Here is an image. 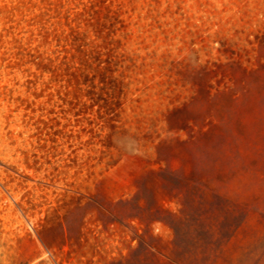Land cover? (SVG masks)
<instances>
[{
    "label": "rangeland",
    "instance_id": "374dc122",
    "mask_svg": "<svg viewBox=\"0 0 264 264\" xmlns=\"http://www.w3.org/2000/svg\"><path fill=\"white\" fill-rule=\"evenodd\" d=\"M264 264V0H0V264Z\"/></svg>",
    "mask_w": 264,
    "mask_h": 264
},
{
    "label": "crops",
    "instance_id": "0c3cea01",
    "mask_svg": "<svg viewBox=\"0 0 264 264\" xmlns=\"http://www.w3.org/2000/svg\"><path fill=\"white\" fill-rule=\"evenodd\" d=\"M208 264H242L238 260V257L234 258H220L217 255L208 262Z\"/></svg>",
    "mask_w": 264,
    "mask_h": 264
}]
</instances>
